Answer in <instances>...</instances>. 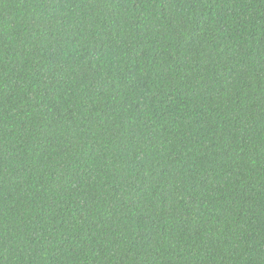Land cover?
Wrapping results in <instances>:
<instances>
[{
    "label": "trees",
    "instance_id": "trees-1",
    "mask_svg": "<svg viewBox=\"0 0 264 264\" xmlns=\"http://www.w3.org/2000/svg\"><path fill=\"white\" fill-rule=\"evenodd\" d=\"M0 264H264V0H0Z\"/></svg>",
    "mask_w": 264,
    "mask_h": 264
}]
</instances>
